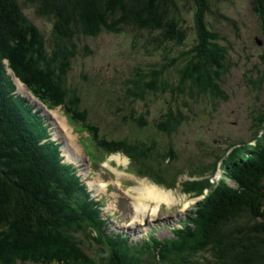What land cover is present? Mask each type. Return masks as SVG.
I'll return each mask as SVG.
<instances>
[{
  "label": "trees",
  "instance_id": "1",
  "mask_svg": "<svg viewBox=\"0 0 264 264\" xmlns=\"http://www.w3.org/2000/svg\"><path fill=\"white\" fill-rule=\"evenodd\" d=\"M213 1L0 0V264H140L151 261L146 255L173 264H264V125L252 145L235 146L224 159L225 179L214 185L183 182L190 196L204 197L194 204L184 224L174 227L173 238L150 236L132 243L127 233H107L100 202L82 181L78 167L63 161L60 144L50 138L44 117L15 94L7 71L10 68L50 109L61 106L71 126L81 123L79 132H87L98 150H107L109 156L124 149L139 174L158 173L163 180L165 163L170 164L172 156L147 163L145 159L153 154H139V146H123L124 140L102 138L84 121L88 111L82 97L66 84L75 42L82 35L130 28L154 32L162 37L160 42L182 44L186 38L182 7L189 3L194 7L196 41L182 53L188 55L178 73L182 81L188 80V92L218 89L228 69L212 74L220 67L215 56L225 50L206 19ZM253 2L264 33V0ZM24 3L52 21L51 41L24 13ZM152 74L145 82L156 88L160 74L148 77ZM143 86L128 87V93ZM180 86L171 91L185 96ZM143 146L147 145L141 142ZM156 163L161 169L155 168ZM73 230L96 237L102 245L100 263L80 248L83 239L69 235Z\"/></svg>",
  "mask_w": 264,
  "mask_h": 264
},
{
  "label": "rangeland",
  "instance_id": "2",
  "mask_svg": "<svg viewBox=\"0 0 264 264\" xmlns=\"http://www.w3.org/2000/svg\"><path fill=\"white\" fill-rule=\"evenodd\" d=\"M212 9L206 15L209 28L217 32L220 46L225 47L215 56L220 67L212 70V74L228 69L221 76L218 89L188 92L185 88L189 86L188 80L182 81L178 73V69L186 65L184 58L188 53L185 57L182 53L190 51L196 41L194 7L189 3L182 7L186 30L182 44L169 40L160 42L162 37L154 32L130 28L118 33L102 31L97 36L82 35L75 42L76 54L67 71L66 84L82 97L83 108L88 111L84 121L102 138L124 140L123 146L140 147L141 142L147 145L137 147L139 154H153L145 159L147 163L172 156V162L165 163L163 180L158 173L139 174L124 149L109 156L107 150H98L87 132H79L81 123L74 125L77 132L74 131L61 106L50 110L51 117L46 105L28 87L22 82V90L16 87V94L28 98L44 117L51 137L61 147L70 142L78 148L79 155L72 160L65 156V161L78 167L82 181L100 202L108 234L127 233L131 241L138 243L148 236L172 238L173 227L183 225L194 204L203 198L190 196L192 193L185 191L183 182L201 180L214 185L220 178L225 179L224 159L235 146L252 145L261 132L264 125V33L260 17L253 0H214ZM23 11L39 26L46 40L51 41L52 21L38 16L33 5L24 3ZM50 45L54 46L53 41ZM150 73L160 74L156 88L145 82L152 79L153 74L148 77ZM137 84L144 86L128 93V87L136 89ZM179 85L185 88V96L171 91ZM28 93L38 99V103H32ZM63 117L70 135L58 128ZM59 131L62 135L57 136ZM75 153L73 151L72 155ZM154 166L161 169L160 164ZM227 182L235 187L229 179ZM142 185L171 192L175 199L171 202L154 199L161 203L155 215L151 211L157 201L147 200L146 214H140L135 201L140 194L136 188ZM187 201L189 205L185 207ZM73 233L69 235L74 239L84 240L80 248L100 263L102 245L96 237L85 231L73 230ZM145 259L151 261H139L140 264H173L157 261L150 255ZM25 264L42 263L27 261Z\"/></svg>",
  "mask_w": 264,
  "mask_h": 264
},
{
  "label": "bare ground",
  "instance_id": "3",
  "mask_svg": "<svg viewBox=\"0 0 264 264\" xmlns=\"http://www.w3.org/2000/svg\"><path fill=\"white\" fill-rule=\"evenodd\" d=\"M16 83H18L19 89L22 90L23 88H21L22 86L20 85V81H19L18 78L16 79ZM28 95L30 96V98L33 100L34 103H38L37 99L34 98L33 96H31L30 93H28ZM46 112L49 114L50 113V110L49 109H46ZM49 115L51 116V114H49ZM56 124H57V126L59 125L57 122H56ZM58 128L62 132H65L66 135L68 133L70 135V133H71V132L68 131L69 130V127L66 124V121H65L64 117H63V120L61 121L60 125L58 126ZM58 133H59V135H62L60 133V131H59V132H57V136H58ZM73 151L76 152L75 153V156L72 155L73 154ZM63 152L66 155L67 159H69V160H72L73 158H76V155L77 154L79 155L78 148L74 147V145H71L70 142L67 145H64L63 146ZM103 184L106 185V182H103ZM106 189H107V187H106ZM136 189L140 192V194L136 198L135 207H136L137 211L140 214L141 213L146 214L145 206H146V201L147 200H154V199H160L161 200V199H165L166 201L171 202V201H173L175 199V196L173 195V193H171V192H165L164 190H161L160 188L155 187V186L142 185L140 187H137ZM142 194L147 195L151 199L144 198V196ZM160 200H154V201H157V205H156V208L152 209V211H151V214L152 215H155L158 212L159 205L161 204L159 202ZM188 205H189V201H187V204L185 205V207H188ZM78 243L80 244V242H78Z\"/></svg>",
  "mask_w": 264,
  "mask_h": 264
},
{
  "label": "clouds",
  "instance_id": "4",
  "mask_svg": "<svg viewBox=\"0 0 264 264\" xmlns=\"http://www.w3.org/2000/svg\"><path fill=\"white\" fill-rule=\"evenodd\" d=\"M6 63V62H5ZM7 64V63H6ZM10 68H7V71H8V73L11 75V77H12V80H13V83L15 84V90H16V87L19 89V85H18V83H16V79L18 78L15 74H14V72L11 70ZM19 79V78H18ZM19 81L20 82H22L20 79H19ZM23 83V82H22ZM24 84V83H23ZM25 85V84H24ZM26 86V85H25ZM27 87V86H26ZM31 91V90H30ZM15 92V91H14ZM15 94H16V92H15ZM33 94V93H32ZM27 95V94H26ZM18 96H21V97H23V98H26V97H24V96H22V95H18ZM35 96V95H34ZM33 96V97H34ZM27 97H29V99L32 101V103H34L33 102V100L30 98V96H28L27 95ZM35 98V97H34ZM27 99V101H28V103L29 104H31L30 103V101L28 100V98H26ZM38 100V99H37ZM34 104H36V103H34ZM32 105V104H31ZM44 105H46L45 103H44ZM47 107V106H46ZM35 108V107H34ZM49 110H53V109H50L49 107H47ZM36 110V109H35ZM73 127V126H72ZM74 128V127H73ZM75 129V128H74ZM49 132H50V130H49ZM50 138L52 139V140H55L54 138H52L51 137V134H50ZM55 141H57V140H55ZM58 142V141H57ZM80 142V141H79ZM59 143V142H58ZM60 149H61V155L63 156V161L64 162H66V163H73V162H67V161H65V154H64V152H63V147H61L60 146ZM86 153V152H85ZM90 159V158H89ZM91 160V159H90ZM173 229H174V227H173ZM173 231V230H172ZM173 234H174V232H173ZM143 236V235H142ZM174 237V236H173ZM172 237V238H173ZM156 238V237H155ZM146 240V238L143 240V241H141L140 243H142V242H144ZM132 243H133V241H131ZM135 243V242H134Z\"/></svg>",
  "mask_w": 264,
  "mask_h": 264
}]
</instances>
